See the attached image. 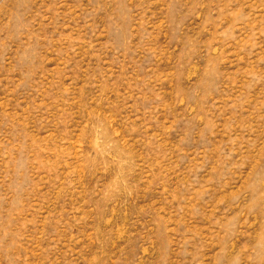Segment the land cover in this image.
Here are the masks:
<instances>
[{"label": "rangeland", "instance_id": "obj_1", "mask_svg": "<svg viewBox=\"0 0 264 264\" xmlns=\"http://www.w3.org/2000/svg\"><path fill=\"white\" fill-rule=\"evenodd\" d=\"M0 264H264V0H0Z\"/></svg>", "mask_w": 264, "mask_h": 264}]
</instances>
